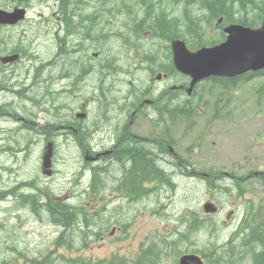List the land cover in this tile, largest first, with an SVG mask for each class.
I'll return each mask as SVG.
<instances>
[{
	"label": "flooded vegetation",
	"instance_id": "obj_1",
	"mask_svg": "<svg viewBox=\"0 0 264 264\" xmlns=\"http://www.w3.org/2000/svg\"><path fill=\"white\" fill-rule=\"evenodd\" d=\"M64 1L53 0L51 9V40L54 46L52 67L53 73L57 71V76L54 81L50 80L48 95L57 93L58 97L63 94L68 96L55 103L54 122L50 129L48 125L49 132L44 138L46 142H52L56 149L61 144L66 147L82 145L80 150L75 149L82 159L97 155L98 159L93 164L99 172L91 169L86 176L72 183L71 188L84 187L89 192L88 200L73 198L67 201L70 205L64 221L67 231L59 232L50 242L56 254L59 250L65 251L67 262L63 263V258L57 256L54 258L56 262L50 264H115L98 257V242L106 238L97 235L95 230H87L90 217L99 216L101 219L104 216L106 226L110 227V237L121 230L128 233L136 218L132 219L128 211L123 212L125 206L133 205L134 209H138L154 205L152 214L160 217L166 211V202L172 191L178 188L180 180H207L222 175L230 177L232 185L229 188L236 192L231 208L223 210L213 201L217 211L214 216L206 215L199 203L196 211L192 212L190 227L195 225L199 231L204 218L218 220L223 215L222 225L236 228L237 232L233 233V238L229 239L225 247H230L236 253H245L243 249L247 244L240 236L249 239L246 235L255 217L250 215L248 204L238 199L240 195L244 196L241 192L245 193L246 189L239 183V177L229 160H220L219 165L216 159L203 158L206 148L204 139L215 133V109L196 107V95L187 96L185 92L186 80L189 81V78L176 71L172 73L171 58L165 55L164 45L178 37L170 38L168 42L169 36L164 29L157 23L153 24L149 17L140 18L142 9L137 7V0H82V7L75 8L73 3V7L66 11L62 7ZM20 5L14 6L23 7ZM5 28L9 35L8 28ZM147 40L157 47V51L139 65L137 49ZM112 44L122 47L125 53L130 49L136 52V55L131 56L133 71L141 69L146 72L147 79L143 83L132 78L133 82L126 83L122 78L128 76L121 68L116 69L115 74L107 69L104 61L108 56L101 58L99 53ZM7 45H3L4 50ZM90 48L94 51L88 57L84 53ZM71 49L76 52V56L60 55V51L66 54ZM121 58L124 60L127 55L123 54ZM109 61L113 62L114 58ZM7 66L0 65V68ZM20 77L18 74L13 75L14 81ZM84 84L89 85L92 95L77 106L75 97ZM2 85L0 76V88ZM14 90L20 94L25 89L15 87ZM23 101L27 105L40 107L38 100L29 95L24 96ZM90 107H97V110L100 107L102 113L91 117ZM8 113L4 108L1 117ZM77 113H84L86 117L77 118ZM195 118H204L200 133L196 136L192 135ZM56 154L60 159L67 157L63 149H59ZM2 156L6 157L5 147ZM248 174L247 180L254 178L258 181L254 185L263 190L261 182L264 170L259 167ZM95 185L99 191H93L91 187ZM13 198L16 204L22 200L20 194ZM60 202L65 203V199ZM144 215L142 213L141 217ZM64 236L71 247L57 246L58 240ZM89 236L94 238V244L87 239ZM148 248L143 253V259L152 263L151 258H146ZM192 252L195 251L186 250L183 254Z\"/></svg>",
	"mask_w": 264,
	"mask_h": 264
},
{
	"label": "rangeland",
	"instance_id": "obj_2",
	"mask_svg": "<svg viewBox=\"0 0 264 264\" xmlns=\"http://www.w3.org/2000/svg\"><path fill=\"white\" fill-rule=\"evenodd\" d=\"M0 2H5V4L13 5L19 4L20 0H0ZM51 0H29V17L32 19H37L39 13L43 17L31 23H26L17 25L14 27L16 32L12 33V37L6 34L7 29L5 27H0V56L8 52L7 55H17L20 53L17 48V41L14 40L15 37H22L25 39H36L37 46H31L34 55L37 56V63L40 65L43 63L44 68L36 69L32 71L33 74L29 81L26 79L24 82L32 83L43 81L48 79L54 81L57 76V71L53 73V67H50V58L53 55V48L51 44V22L50 12H51ZM180 7H176L173 10L172 15L179 17ZM37 14V15H36ZM251 14L247 17L250 19ZM238 16H235L237 18ZM48 19V20H47ZM260 23L253 27L256 28ZM185 32V31H183ZM223 35L221 29H215L212 36L219 41V38ZM217 42V43H218ZM8 43L6 49L4 50L3 45ZM26 44V42H24ZM188 45V44H187ZM11 46V47H10ZM189 47V46H188ZM94 49L90 48L84 55L91 56ZM157 48L153 46L149 41L143 44V49L137 50V56L143 57L145 55L155 54ZM167 54V51H165ZM126 54L127 58L122 59V55ZM71 56H76L77 54H70ZM101 58L107 57L104 61L105 66L112 74H115V70L121 68L123 73L128 77L124 76L122 79L124 82L128 83L132 81L130 78L136 80L138 83H143L146 78V72L139 69L134 70V65L131 61V56L136 55L133 49L128 52H124V49L118 45H111L103 49L100 53ZM111 58H114L113 62H107ZM60 64H63L59 60ZM96 63L98 61H95ZM30 58L28 56L23 59H19L17 62L8 65L7 68H0V76L3 79V85L1 92H7L10 99L0 100V113L7 102L11 99L17 100V93L19 91H12L10 89L9 78L14 74H18L21 77L25 75L24 70L29 67ZM79 67L78 65L76 66ZM36 69V70H35ZM133 71V72H132ZM116 80V78L114 77ZM44 83V81H43ZM224 86L219 82H204L196 87L197 93L202 96L203 105H216L220 107L222 113L231 110V116L225 121L218 124L217 132H215L211 137L204 139V155L203 158L209 160L216 159L220 165L221 161L225 162L229 160V164L235 169L236 176H240L241 179L245 178L249 169H253L258 163L259 165H264V72L252 77L245 79H239L236 82L228 83L224 86L225 90L222 89ZM133 86V84H132ZM45 85L43 88H46ZM89 85L84 84L83 88L77 92L75 97L76 104L79 106L81 102L86 97L92 95V91L88 89ZM8 88V89H5ZM48 90L51 89V83L48 84ZM33 93H40V89L34 88L28 94L29 97ZM47 95L49 105L47 107H39L42 109H49V114L44 116V125L33 135L38 136V142L32 147V151L27 158L24 155V162H19L18 164L10 163V161L5 162V168L11 167L12 176H4L0 180V187L8 182L15 179L17 180H32L37 183L41 188L50 187L52 191L57 195H62L69 187H71L70 181L73 179V175L76 173L74 170L77 167V160H70L72 157H76V151L72 146H61L58 148L63 149L67 154L65 159H60L56 154V165L55 169L58 172L57 176L53 179H47L41 174L40 171V158H41V147L42 142L45 144L44 137L45 133L48 131L52 125L53 121V108L58 100L65 98L68 95H61L58 97L57 93H51ZM95 104V103H94ZM49 107V108H48ZM28 108L32 114H37L39 109L28 103ZM257 109H261V112H257ZM102 113V108L90 107V116H97ZM204 118L197 120V127L201 128ZM49 123V124H47ZM4 126V125H3ZM45 134V135H44ZM5 137V141L8 137L5 128L0 126V137ZM25 136L20 137L21 148L29 150V146L24 141ZM214 141V144H211ZM57 150V151H58ZM241 166V167H240ZM239 178V183L242 184L246 192L244 196L238 197V199L245 202V204L251 203L254 205V209L257 210L260 204L264 205V198L258 202V197H262V191L259 186H255L257 183L255 179L247 180L245 182L241 181ZM232 182L229 178L222 177L217 182V188L215 189L209 184V188L206 183L199 181H189L183 180L180 188H178L175 196L168 199L166 205H168L167 211L169 216L162 214V216L157 217L152 214V209L155 208L154 205L146 208L138 207L134 209L133 205L125 206L123 212L128 211L130 217L135 219L129 229L128 233L124 231H118L113 237L109 236L110 227L106 226L104 221V216L96 224L95 233L100 236L106 235L105 240H103V245H101L98 251V257L102 258L104 261H112L115 264H133L135 262V257L139 252V247L141 244L144 247H148L152 242L159 243L164 242L165 244L175 246L180 242L181 233L185 232L188 228L189 221L185 218L186 210L195 211V206L198 205L202 200L203 203L205 199H212L215 203H218L223 210L231 207V201L234 200L236 195L235 190L226 189ZM28 185V188L31 185ZM84 187L75 188V190L82 191ZM25 191H20L23 195ZM112 209V208H111ZM264 209V207H263ZM142 213H145L143 217ZM255 220L251 221V227L249 228V233L246 235L249 239L240 236L243 241H249L250 244L243 249L245 253H250L252 247L250 245H256L250 239L253 235L254 238L261 236V233L255 231L254 229L259 228L264 223V210L259 209V212L253 214ZM169 217V218H168ZM201 226V234L195 236L196 233H187V236L192 240L189 246L199 247L200 251L206 249L210 242L218 243L225 241L226 239H232L233 233L236 234V228H223L222 217H220L216 224L209 222H204ZM92 224V223H91ZM93 226V224H92ZM63 228L55 227L49 224L47 218L44 214L39 218L33 215L28 208H22L20 210L6 211L2 207L0 208V264H30L31 261H35V258L42 257L48 251L50 247L49 242L55 237L56 233L60 232ZM213 229L215 231H210ZM214 232V233H213ZM216 237V238H215ZM86 246V244H85ZM160 246V245H159ZM161 247L164 254L161 256L162 259L157 264H173L176 254L169 247L162 245ZM188 244L181 241L178 248H187ZM59 255H65L63 250L58 251ZM145 258L139 262V264H144ZM244 264H250L249 261Z\"/></svg>",
	"mask_w": 264,
	"mask_h": 264
},
{
	"label": "trees",
	"instance_id": "obj_3",
	"mask_svg": "<svg viewBox=\"0 0 264 264\" xmlns=\"http://www.w3.org/2000/svg\"><path fill=\"white\" fill-rule=\"evenodd\" d=\"M65 0L62 7L64 11L68 8L82 7L80 5L82 0ZM159 2V0H155ZM146 4L144 7L152 6L153 0H145ZM161 4L157 11L153 15L158 19V24L161 28L169 30L171 34L183 35L184 41L188 44L189 48L195 49L201 45H212L218 42L212 36V25L213 22L222 18V25H227L231 22H239L245 26L255 27L264 19V0H160ZM29 3V0H25V4ZM180 7L181 17L172 15L174 8ZM251 14L250 19L247 17ZM235 16H238L235 18ZM221 25H219L220 27ZM181 29H185L182 33ZM223 38H219V41ZM86 51V50H85ZM0 197L4 198V192H0ZM38 197H42V200H46V203L41 206L37 200L33 197L26 198V204L34 212H46L53 222L60 224L64 223V217L67 214L65 207L60 206L54 202L47 193H38ZM37 201V206L35 205ZM255 231L261 233V236L254 238L252 235L250 239L259 246H262L260 250H257L255 245H250L252 251L250 256L255 264H264V229L256 228ZM161 247L162 244L159 243ZM257 252V253H256ZM204 254L202 257L206 260L207 264H232V258L228 252L225 254L218 255L215 247L210 246L201 252ZM164 252L160 253L158 245L153 244L148 248L146 252V258H151L152 263L144 261V264H157L161 261ZM227 255V256H225ZM229 256V257H228ZM227 257V259H226ZM209 259V260H208ZM136 263L139 264V255L135 259ZM209 261V262H208ZM231 261V263H230Z\"/></svg>",
	"mask_w": 264,
	"mask_h": 264
},
{
	"label": "water",
	"instance_id": "obj_4",
	"mask_svg": "<svg viewBox=\"0 0 264 264\" xmlns=\"http://www.w3.org/2000/svg\"><path fill=\"white\" fill-rule=\"evenodd\" d=\"M24 18V10L15 9L11 13L0 11V23L15 24ZM220 23V20L218 21ZM226 39L212 47H202L190 52L180 41L171 44L172 60L175 69L191 78L188 92L198 81L213 76L232 78L249 71L264 69V21L257 29L242 25H229L223 30ZM51 153L46 148L43 172L48 166ZM48 174V172H47ZM205 204L206 212L214 209ZM180 264H203L198 256L187 255L180 258Z\"/></svg>",
	"mask_w": 264,
	"mask_h": 264
},
{
	"label": "bare ground",
	"instance_id": "obj_5",
	"mask_svg": "<svg viewBox=\"0 0 264 264\" xmlns=\"http://www.w3.org/2000/svg\"><path fill=\"white\" fill-rule=\"evenodd\" d=\"M234 253H236V252H234ZM241 253V252H240ZM225 254V253H224ZM225 256H227V255H225ZM229 257V256H228ZM226 259H227V257H226ZM209 260V259H208ZM209 262V261H208ZM230 263H231V261H230ZM233 264V263H232Z\"/></svg>",
	"mask_w": 264,
	"mask_h": 264
}]
</instances>
